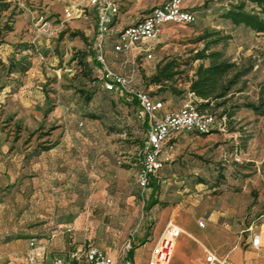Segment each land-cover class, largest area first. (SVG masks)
<instances>
[{
	"label": "rangeland",
	"instance_id": "obj_1",
	"mask_svg": "<svg viewBox=\"0 0 264 264\" xmlns=\"http://www.w3.org/2000/svg\"><path fill=\"white\" fill-rule=\"evenodd\" d=\"M0 1L9 4L0 12V264H32L31 251L44 250L51 264L54 255L89 244L118 259L131 244L137 264H148L170 220L197 237L187 231L179 237L172 264H192L208 251L227 264H264V116L234 106L258 100L264 33L223 20L227 2L185 0L195 23L170 24L158 39L140 44L137 68L147 75L163 60L190 61L207 27L232 34L228 56L241 66L253 64L226 105L234 116L221 119L222 108L215 112L218 135L185 134L165 144L166 165L150 198L151 188L144 192L138 183L143 120L137 107L99 81L91 56L97 34L92 7L66 21L61 0ZM117 1L119 15L140 19L168 0ZM109 54L115 68L131 69ZM24 58L31 69L11 73L10 65ZM198 64L181 69L191 72ZM186 77L179 80L182 89ZM139 83L158 89L143 75ZM161 96L176 108L192 100Z\"/></svg>",
	"mask_w": 264,
	"mask_h": 264
},
{
	"label": "built area",
	"instance_id": "obj_2",
	"mask_svg": "<svg viewBox=\"0 0 264 264\" xmlns=\"http://www.w3.org/2000/svg\"><path fill=\"white\" fill-rule=\"evenodd\" d=\"M65 20L80 18L86 13L87 7H95L98 11L97 32L98 40L95 44V57L99 78L104 81V87L110 91H124L133 93L132 86L137 76L136 51L141 50L140 44L154 41L164 34L170 24L189 25L197 21V14L185 6V0H168L155 7L134 24H130L118 32L114 43V52L124 67L131 66L128 71L118 70L109 60L106 53V42L114 32L111 23L119 12V5L115 0H61ZM48 22H45V26ZM148 59H153L151 51H147ZM140 106V117L148 126L144 144L142 167L138 176L140 188L145 192L149 189L151 178L156 177L164 166V147L172 134L189 132L209 133L217 126V118L213 114L202 113L195 103L190 100L178 108H169L167 104L153 97L146 90L134 92ZM197 225L205 228L204 220ZM187 231L197 239L192 232L176 224L173 220L167 222L156 245L153 247L148 264H170L177 239ZM260 236L254 239V245L259 247ZM35 245V242H32ZM132 249L130 244L120 259L106 249L95 244L81 245L65 256L54 255L51 264H137L129 257ZM32 264H49V255L45 250L36 253L31 251ZM199 264H227V259L220 258L216 253L208 251L204 260Z\"/></svg>",
	"mask_w": 264,
	"mask_h": 264
},
{
	"label": "trees",
	"instance_id": "obj_3",
	"mask_svg": "<svg viewBox=\"0 0 264 264\" xmlns=\"http://www.w3.org/2000/svg\"><path fill=\"white\" fill-rule=\"evenodd\" d=\"M119 5V12L114 17L111 26L112 28L116 26L119 21L120 4L115 0ZM227 2L226 8L221 12L220 17L230 23L234 28H246L252 32L261 34L264 33V0H222V2ZM9 8V4L2 3L0 1V12L6 11ZM90 7H87V9ZM86 9V11H87ZM95 11L96 16H98V11L95 7H92ZM97 32V28H96ZM80 33H74V36L79 35ZM118 37L117 32L110 34L107 39L106 53L107 57L110 59V54L114 52V43ZM233 38L232 34H226L221 29L216 28H206L196 39V42L203 43V46L195 52V54L190 57V61H178L177 59H167L163 60L156 65L155 68H152L150 75H147L146 71L141 73L140 67L137 68V76L135 82L132 86L133 93L129 94L124 91H110L104 87V81L99 78V81L102 83L103 88L107 92H114L118 94L127 104L135 106L140 111L139 103L136 99L134 92L139 90H145L141 88L139 83V78L143 75V79L147 86L155 85L158 89L150 94L164 101L169 108H176L175 104L169 103L165 97L161 96L162 92H169L175 98H181L184 94H188L192 97V101L197 106L198 110L202 113L213 114L217 120L216 111L222 108L220 113V118H232L235 114L234 107H227V103L234 95L233 89L240 84L241 80L249 75L253 70V64L249 66H241L238 62L233 61L227 54L226 47L229 40ZM98 40V32L96 34V42ZM95 42V44H96ZM91 53V56L94 59V64L97 66L95 57L97 50L95 48ZM87 57V55H84ZM83 60V59H82ZM195 62H199L191 72H187L181 69L183 65H191ZM113 63V62H112ZM32 65L26 63V58L18 63H12L10 65V72H16L17 70L21 72H27L31 69ZM187 74L185 81V89L179 87V80L182 79L183 75ZM92 96L87 95V101H91ZM236 107L248 108L252 110L255 114L264 116V82L261 84L260 95L257 101H250L239 103L234 105ZM143 127L147 130L148 126L146 122H143ZM217 127L209 133H198V132H189L184 134H172L167 140L168 142H177L180 136L185 134H197V135H210L216 136ZM146 141V140H145ZM144 143L142 144V158L144 151ZM166 162L164 163L165 167ZM160 169V171L162 170ZM156 177H152L150 182V187L152 188L151 197H154L155 192L159 187V173ZM151 200V199H150ZM156 201H150L149 205L151 206ZM86 246V245H84ZM88 246V245H87ZM75 249V248H73ZM63 253L61 256L67 255L70 251ZM133 249L129 252V257L133 258Z\"/></svg>",
	"mask_w": 264,
	"mask_h": 264
},
{
	"label": "crops",
	"instance_id": "obj_4",
	"mask_svg": "<svg viewBox=\"0 0 264 264\" xmlns=\"http://www.w3.org/2000/svg\"><path fill=\"white\" fill-rule=\"evenodd\" d=\"M121 14V13H120ZM146 15V14H145ZM137 21H139V19L138 18H135V19H132V18H130V17H127V15H125V13H123L122 15H119V21H118V23L116 24V26L115 27H113V30H114V32H120L123 28H125L126 26H128V25H130V24H134V23H136ZM151 188V187H150ZM151 190H152V188H151ZM180 225V224H179ZM181 226V225H180ZM192 238V237H191ZM179 239V238H178ZM178 239H177V241H176V243H175V249H174V253H173V256H174V254H175V250H176V244H178ZM108 251V250H107ZM110 252V251H109ZM111 253V252H110ZM173 256H172V259H171V263L170 264H172L173 263ZM204 258H205V256L202 258H196V259H193V261H192V264H199L202 260H204Z\"/></svg>",
	"mask_w": 264,
	"mask_h": 264
},
{
	"label": "water",
	"instance_id": "obj_5",
	"mask_svg": "<svg viewBox=\"0 0 264 264\" xmlns=\"http://www.w3.org/2000/svg\"><path fill=\"white\" fill-rule=\"evenodd\" d=\"M152 10H153V9H152ZM152 10H151V11H152ZM151 11H150V12H151ZM150 12H148V13H150ZM148 13H147V14H148Z\"/></svg>",
	"mask_w": 264,
	"mask_h": 264
},
{
	"label": "bare ground",
	"instance_id": "obj_6",
	"mask_svg": "<svg viewBox=\"0 0 264 264\" xmlns=\"http://www.w3.org/2000/svg\"><path fill=\"white\" fill-rule=\"evenodd\" d=\"M260 238H261V235H260Z\"/></svg>",
	"mask_w": 264,
	"mask_h": 264
}]
</instances>
